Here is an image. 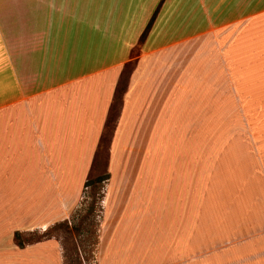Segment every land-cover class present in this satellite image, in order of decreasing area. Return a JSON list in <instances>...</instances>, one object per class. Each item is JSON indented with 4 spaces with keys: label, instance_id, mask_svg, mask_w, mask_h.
<instances>
[{
    "label": "rangeland",
    "instance_id": "374dc122",
    "mask_svg": "<svg viewBox=\"0 0 264 264\" xmlns=\"http://www.w3.org/2000/svg\"><path fill=\"white\" fill-rule=\"evenodd\" d=\"M70 3L72 8L81 5L76 11L86 17L98 13L105 20H118L120 41L134 43L131 60L122 67L110 113L84 178H80L82 172L78 171L68 188H39L38 197H23L3 210L0 264H110V258L117 254L111 247L116 244V249L120 248L117 257L120 261L122 245L127 248L121 264H132L131 260L160 264L168 242L173 245L177 242L181 252L178 248L171 251L172 255L169 252L167 258L173 260L167 264H176L180 253L189 258L182 264H238L244 246L264 239V183L262 192H256L255 179L261 171L256 170L250 150L254 142L259 143L264 137V74L241 75L239 84L229 72L226 76L217 73L220 60L214 63L213 75L205 73V62L200 63L197 74L183 77L199 86L194 98L198 119L191 122L186 116L183 122H175L174 83L180 75L174 72V42L191 31L213 33L210 24L214 21L209 15L213 11L205 9L206 3L205 6L201 0H71ZM83 5L91 9L86 11ZM153 16L149 31L140 41ZM159 47L164 54L162 58L157 55L150 60L151 52ZM142 52H149L145 56L146 68L152 62L153 71L166 70L165 75L159 76L167 83V89L152 92L156 102L147 92L145 102L153 104L157 113L160 98L159 106L166 107L167 121L158 122V116L152 113L148 120L118 125L128 74ZM244 63L240 65L254 66L258 60ZM150 76L152 83L158 75ZM224 87L226 90H222ZM256 124L260 131L262 128V135L256 132ZM239 158L245 162L240 169ZM160 162L162 169L158 170ZM92 178L98 181L87 186ZM240 183L252 186L246 190L244 201L240 200ZM164 229L172 232L170 241ZM248 248L249 257L264 252V249L253 251L254 244ZM195 253L191 260L189 256ZM253 264H264V256L255 258Z\"/></svg>",
    "mask_w": 264,
    "mask_h": 264
},
{
    "label": "crops",
    "instance_id": "0c3cea01",
    "mask_svg": "<svg viewBox=\"0 0 264 264\" xmlns=\"http://www.w3.org/2000/svg\"><path fill=\"white\" fill-rule=\"evenodd\" d=\"M204 1L206 4L201 0V5L213 11L209 14L214 21L210 24L213 33L191 31L174 42V72L180 79L174 83L173 112L178 123L186 116L191 122L198 119L199 109L194 98L199 86L183 77L197 74L200 63L205 62V73L213 75L214 63L220 60L217 73L226 76L229 72L239 84L241 75L264 74V0ZM70 2L0 0V216L7 204L20 202L30 195L38 197L39 188H68L78 171L82 172L80 178H84L110 113L122 67L131 60L134 43L120 41L118 20H105L98 13L86 17L76 11L81 5L75 4L72 8ZM83 9L91 8L83 5ZM160 49L151 52L150 60L157 55L158 59L162 58ZM148 54L142 52L128 74L118 125L148 120L152 113L158 116V122L167 121L166 107L159 106L160 98L157 113L153 104L145 102L147 92L156 102L152 92L167 89V83L159 76L165 75L166 70L153 71L152 62L146 68ZM249 59L258 60V65H244ZM151 73L158 75L152 83ZM242 119L247 122L246 116ZM255 130L262 135V128L260 131L257 124ZM263 138L262 135L260 142H254L250 148L256 170L261 171L255 179L256 192L260 193L264 183ZM243 162L239 158V169ZM161 169L160 162L158 170ZM238 185L240 200L244 201L246 190L252 186ZM163 231L170 241L172 232ZM263 243L264 239H259L244 246V255L237 263L253 264L255 258L263 257L264 252L252 257L246 255L251 252L249 246L255 245L253 251L262 250ZM116 246L111 247L117 254L111 255L110 264H121L127 251L122 245L120 261L117 259L120 248ZM177 248L181 252L177 242L174 245L168 242L160 264L172 261L167 256L171 251H178ZM196 255L189 257L192 260ZM180 257L176 264L189 259L181 253ZM135 262L131 260L132 264H140Z\"/></svg>",
    "mask_w": 264,
    "mask_h": 264
},
{
    "label": "trees",
    "instance_id": "16d2710c",
    "mask_svg": "<svg viewBox=\"0 0 264 264\" xmlns=\"http://www.w3.org/2000/svg\"><path fill=\"white\" fill-rule=\"evenodd\" d=\"M153 18H154V16L150 19L149 23L147 24V26H146L144 32L142 33V35H141V37H140V41L142 40V38H145V35H146L147 32L149 31V29H150V27H151V24H152V22H153ZM102 140H103V138H102ZM97 181H98L97 179H93V178H92V179H90V180L87 181V186L93 185V184H95Z\"/></svg>",
    "mask_w": 264,
    "mask_h": 264
}]
</instances>
